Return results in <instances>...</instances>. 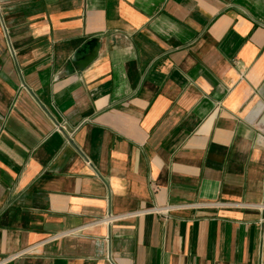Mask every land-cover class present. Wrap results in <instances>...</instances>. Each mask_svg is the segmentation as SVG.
I'll return each mask as SVG.
<instances>
[{
  "label": "crops",
  "instance_id": "0c3cea01",
  "mask_svg": "<svg viewBox=\"0 0 264 264\" xmlns=\"http://www.w3.org/2000/svg\"><path fill=\"white\" fill-rule=\"evenodd\" d=\"M0 264H264V0H0Z\"/></svg>",
  "mask_w": 264,
  "mask_h": 264
},
{
  "label": "built area",
  "instance_id": "2783aa9c",
  "mask_svg": "<svg viewBox=\"0 0 264 264\" xmlns=\"http://www.w3.org/2000/svg\"><path fill=\"white\" fill-rule=\"evenodd\" d=\"M56 129H57L58 131H63V132L65 131V127H64L63 125H58V126H56ZM72 136H73V133L67 135V142H68V143L71 142V140H72Z\"/></svg>",
  "mask_w": 264,
  "mask_h": 264
},
{
  "label": "water",
  "instance_id": "95a60500",
  "mask_svg": "<svg viewBox=\"0 0 264 264\" xmlns=\"http://www.w3.org/2000/svg\"><path fill=\"white\" fill-rule=\"evenodd\" d=\"M97 48V44H94V45H90V50L91 52H93V50ZM94 58V53L93 54H90L89 57L87 58L88 61H91L92 59Z\"/></svg>",
  "mask_w": 264,
  "mask_h": 264
}]
</instances>
